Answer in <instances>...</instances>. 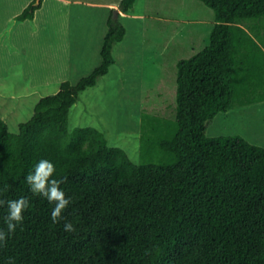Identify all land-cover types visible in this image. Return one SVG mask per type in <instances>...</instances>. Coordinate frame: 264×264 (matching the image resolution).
Masks as SVG:
<instances>
[{
    "label": "trees",
    "instance_id": "trees-1",
    "mask_svg": "<svg viewBox=\"0 0 264 264\" xmlns=\"http://www.w3.org/2000/svg\"><path fill=\"white\" fill-rule=\"evenodd\" d=\"M41 1L30 0L15 20H31ZM201 1L215 13L208 40L177 57L167 131L156 130L149 145L143 127L139 161L94 126L68 128L79 91L108 71L125 35L113 14L88 75L40 97L17 132L0 114V199H29L0 264H264V146L205 131L218 112L264 100V0ZM134 2L120 0L119 9ZM41 159L54 163L52 178L66 177L60 187L72 197L55 224L54 205L24 179ZM6 215L5 204V230ZM65 221L76 232H65Z\"/></svg>",
    "mask_w": 264,
    "mask_h": 264
},
{
    "label": "rangeland",
    "instance_id": "rangeland-1",
    "mask_svg": "<svg viewBox=\"0 0 264 264\" xmlns=\"http://www.w3.org/2000/svg\"><path fill=\"white\" fill-rule=\"evenodd\" d=\"M88 1L64 0L66 4L60 5L47 0L42 5L41 24L36 27L31 23L34 29L22 21L10 32L0 18V114L9 129L17 132L40 97L54 93L64 79L75 83L88 75L100 63L106 20L113 14L124 24L125 35L113 44L114 61L108 71L95 84L79 91L69 110L68 128L94 126L109 144L124 148L139 161L143 127L152 135L149 145L155 144L156 130L167 131L162 120H169L175 104L177 57H187L193 48L207 42L215 13L201 0H136L131 13H141L142 17H119L114 13V3L107 7L103 2L108 0H92L94 4ZM15 21L10 20L11 28ZM64 32L70 35L72 53L66 77L56 79L62 65L61 54L55 52L65 42ZM165 52L168 56L163 61ZM51 53L53 59L49 65L44 64L42 55ZM155 117H159L158 123ZM148 118H154L159 126L153 129ZM205 131L210 136L239 134L264 146V100L218 112L207 121ZM150 152L155 153L154 148Z\"/></svg>",
    "mask_w": 264,
    "mask_h": 264
},
{
    "label": "clouds",
    "instance_id": "clouds-1",
    "mask_svg": "<svg viewBox=\"0 0 264 264\" xmlns=\"http://www.w3.org/2000/svg\"><path fill=\"white\" fill-rule=\"evenodd\" d=\"M56 171L53 162L47 159L39 160L33 169L25 176V183L29 186L30 191L34 195H39L54 205L51 211L52 222L59 223L64 220L62 212L72 203V197L66 196L60 185L65 182V178H52ZM6 189H0V192ZM7 205V215L4 222L7 226L6 230L0 228V248L7 243L8 237L15 232L17 225L23 221V213L29 207V199L20 197L15 200L0 199V207ZM64 231L73 233L76 228L70 221H65ZM7 264H15L13 258L9 257Z\"/></svg>",
    "mask_w": 264,
    "mask_h": 264
},
{
    "label": "crops",
    "instance_id": "crops-1",
    "mask_svg": "<svg viewBox=\"0 0 264 264\" xmlns=\"http://www.w3.org/2000/svg\"><path fill=\"white\" fill-rule=\"evenodd\" d=\"M5 1V3L4 4H0V11L2 10V11H4V13H6L7 15L6 16H4L3 15V12H0L1 14H0V18H1V20H3L4 19V25L3 26H5L6 28H10V32L11 31H13V28H16V27H18V26H20L21 25V23L23 24V22H25V21H27V23H24V24H26V25H29V26H31L32 27V29H34L33 28V26H32V24L33 25H35L36 24V27L38 26V24H41V20H42V18L43 17H40V14H41V11H42V5H44L43 3H45L47 0H42L41 1V5H40V7L39 8H37L36 10H35V13H34V16H33V18L31 19V21H29V20H27V19H24V20H21V21H15V23L14 22H12V28H11V25H9V23H10V20L12 19H14V16L20 11V10H22V8L30 1V0H4ZM58 4H60V5H64V4H66L65 2H64V0H55ZM119 1L120 0H113V1H111V0H108V1H105V2H103L107 7L108 6H111V4L112 3H114V4H112L114 7L113 8H115V14L117 15V13H118V15H119V17L120 16H129V17H131V18H141L142 17V14L141 13H131V10H132V7L130 8V9H128V10H126V11H122V10H120L119 9ZM136 1V0H135ZM81 2H83V1H81ZM94 2L95 1H92V0H89L88 1V3H92V4H94ZM16 5V6H13V8L11 9V6L12 5ZM6 5H8V7L6 6ZM61 12V9H59L58 10V14L57 15H59V13ZM63 12V11H62ZM4 16V17H3ZM12 17V18H11ZM23 21V22H22ZM66 21H67V18H66ZM30 22V23H29ZM32 23V24H31ZM63 24H65V22L63 23ZM35 27V28H36ZM66 27V26H65ZM38 29V28H37ZM37 29H35V31H37ZM16 30V29H15ZM62 37H65L66 39H65V42H62V43H64L63 44V46L61 47V49H58V51L59 52H55V53H57V54H61V61H60V64L62 65V67H61V70H62V72L60 73V72H57V76L55 77L56 79H63V78H65L66 77V74H67V68H66V65L69 63V58H70V53H72L71 51V49H72V44H71V42H70V35H69V33L68 32H64V35L62 36ZM75 41H76V39H74ZM27 41H29V40H27ZM30 44V43H29ZM20 46V45H19ZM6 51H8L7 49H6V47L4 46L3 47ZM2 48V49H3ZM21 50V49H20ZM27 54V53H26ZM26 54H25V58H27L26 57ZM53 55L54 54H49L48 56H45V54H43L42 56H43V59H42V61H44L43 63L44 64H48L49 65V63H50V61L53 59ZM167 56H168V52L166 53H164V57H163V59H167ZM45 59H48V60H45ZM70 68V67H69ZM64 72H66V73H64ZM34 81V80H33ZM41 81H43V78H41ZM37 82H38V80H37Z\"/></svg>",
    "mask_w": 264,
    "mask_h": 264
}]
</instances>
